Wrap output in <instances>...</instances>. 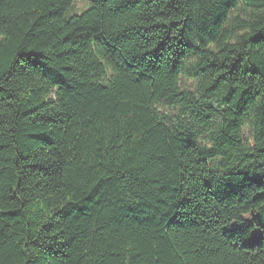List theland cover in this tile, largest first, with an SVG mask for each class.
<instances>
[{"label":"trees","instance_id":"1","mask_svg":"<svg viewBox=\"0 0 264 264\" xmlns=\"http://www.w3.org/2000/svg\"><path fill=\"white\" fill-rule=\"evenodd\" d=\"M0 264H264V0H0Z\"/></svg>","mask_w":264,"mask_h":264},{"label":"rangeland","instance_id":"2","mask_svg":"<svg viewBox=\"0 0 264 264\" xmlns=\"http://www.w3.org/2000/svg\"><path fill=\"white\" fill-rule=\"evenodd\" d=\"M182 87L184 89H190L193 90L195 87V83L193 81H188V80H183L182 82ZM245 135H248V133H246Z\"/></svg>","mask_w":264,"mask_h":264}]
</instances>
